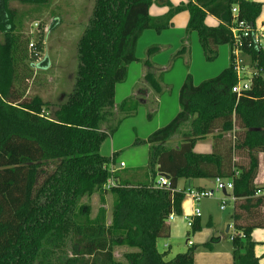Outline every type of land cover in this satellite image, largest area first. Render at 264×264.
I'll use <instances>...</instances> for the list:
<instances>
[{"label": "trees", "instance_id": "trees-1", "mask_svg": "<svg viewBox=\"0 0 264 264\" xmlns=\"http://www.w3.org/2000/svg\"><path fill=\"white\" fill-rule=\"evenodd\" d=\"M10 1L0 0V30L5 37L0 45V264H195L198 246L170 261L157 248L158 239L170 237V218L183 214L185 193L178 192L179 182L195 179L232 181L238 199L232 216L234 264H260L252 233L264 229V196H256L264 189L257 183L264 155V79L255 77L252 89L242 96L233 92L239 77L230 26L234 7L239 8L240 20L254 24L263 4L188 0L174 7L169 0H159L170 10L155 19L150 14L153 0H96L78 46L75 89L50 117L40 97L26 99V87L21 90L33 77L41 40L34 55H29V42L21 35V15L10 9ZM181 12H189L187 32H197L206 59L214 61L220 47L229 46L231 64L198 85L189 74L180 91L181 112L147 141L152 180L156 183L159 174L166 175L171 190L131 182L107 190L115 175L110 167L117 164L118 155H101L113 132L102 127L113 114L116 87L126 81L128 67L139 61L137 47L143 34L169 29ZM208 16L218 19L220 26L208 27ZM245 54L252 69H264V51ZM146 66V82L158 91L152 65L146 62ZM185 126L181 143L168 146ZM210 136H214L213 152L196 153L197 143ZM50 165L52 171L47 170ZM101 190L116 196L109 226L99 219L89 221L90 209L78 207L82 198ZM100 214L105 220L106 211ZM83 216L87 220L81 223L77 219ZM200 230L197 219L189 236ZM215 243L214 239L203 247L213 251ZM117 246L138 252L127 254V263H121L114 257Z\"/></svg>", "mask_w": 264, "mask_h": 264}, {"label": "rangeland", "instance_id": "rangeland-1", "mask_svg": "<svg viewBox=\"0 0 264 264\" xmlns=\"http://www.w3.org/2000/svg\"><path fill=\"white\" fill-rule=\"evenodd\" d=\"M24 1H10L9 7L21 15L20 30L23 39L29 42L28 54L34 55L40 40L41 51L38 60L33 63V77L28 83L22 84L21 90L24 92L26 87V99L40 97L48 105L46 115L52 117L59 106L68 101L75 89L79 67L78 46L92 18L96 0H36L33 3ZM260 2L264 8V1ZM4 43L5 37L0 30V45ZM230 53L228 46H222L214 61L207 60L197 32H187V29L169 28L161 33L149 30L143 34L137 47L139 61L128 67L126 81L117 85L113 114L102 127L105 132H113L103 143L100 153L107 158L117 154L118 167L121 162H125L127 168L121 172V178H128L129 182L135 185L149 183L150 145L147 141L154 132L170 124L181 112L180 91L187 76L191 74L196 85L217 77L230 66ZM146 62L159 63L161 70L166 71L162 80H158V91L146 84ZM155 70L157 68H154ZM159 75L157 73V77ZM186 130L188 127H183L182 132L175 136L168 146L176 147L182 141ZM212 142V137L199 141L197 150L209 154ZM260 159V175L264 179V155H261ZM47 170L52 171L53 166H48ZM260 181L262 182V179ZM217 193L215 197L205 199L198 205L202 217L201 230L188 237L196 243L195 246L200 247L198 263L201 260L212 262L213 251L204 248L203 242H213L217 227L225 237L218 252L222 257L228 253L233 254V246L226 233V222L231 215V208L227 212L220 210L221 202L217 199L220 192ZM115 203L114 194L101 190L95 191L91 197L82 198L78 207L90 209L89 221L96 222L99 219L109 226L113 219ZM102 210L106 211L105 220H101ZM212 217L219 225L215 229L209 224ZM77 220L84 223L87 219L83 216ZM169 239L170 237L160 238L157 241L158 251L168 255L166 261L187 252L190 248L187 238L181 241L183 243H170ZM166 245H172V248H167ZM67 250L71 255V246ZM134 252L138 250L117 246L114 249V257L118 262L127 263L125 256Z\"/></svg>", "mask_w": 264, "mask_h": 264}, {"label": "crops", "instance_id": "crops-1", "mask_svg": "<svg viewBox=\"0 0 264 264\" xmlns=\"http://www.w3.org/2000/svg\"><path fill=\"white\" fill-rule=\"evenodd\" d=\"M153 1H154V4L150 9L151 16L155 19H161V18L165 17L168 14L170 8L165 6V5L160 4L159 0H153ZM169 1L174 7H179L182 4L188 3V0H169ZM251 1H254V0H251ZM260 1H264V0H259L256 2H260ZM190 18H191V16H190L189 12H181L173 18L170 28H176L179 30L187 29L189 22H190ZM258 21L260 23L264 21V8H263V13H262L261 17L258 19ZM205 23L210 28H217L221 24V22L213 16H208ZM229 49H230V47H229ZM219 52H220V49H219ZM230 52H231V50H230ZM230 55H231V53H230ZM230 64H231V58H230ZM151 65H152L151 71L155 74L157 80L161 81L163 76H164V73L166 71L164 69L161 70V68H160L161 65L159 63H153ZM154 68H157V70H155L157 72L154 71ZM148 71H149V69L147 67L145 77H146ZM157 73L160 74L159 77H157ZM146 84H148V83L146 82ZM210 137H212L213 142L211 144V152L209 154H211L213 152V148H214V136H210ZM200 143H197V145L195 147V152L199 153V154H205L204 152H199L197 150L198 145ZM178 145L179 144H177L176 146H178ZM209 149H210V146H209ZM121 163H125V162H121ZM114 168L116 169V172L114 175V181H115V183H117V185H119L123 182H129L130 181L128 178L123 179L120 176L121 172L127 168V165L124 169H120V166L118 167L117 164H114ZM260 173H261V171H260ZM260 173H259V176L257 179V183L258 184L262 183V185H264V182H263L264 179H263V177H261ZM148 176H151L150 173ZM261 179H262V182L260 181ZM149 183L155 184V182L152 180V177H150ZM189 188L196 189V190H215L216 189V180H214V179H195V180H191V181L181 180L179 182L178 192L185 193V198H184L183 203H182L183 215L181 217L172 216L168 222V224L170 226V239H169L170 243H176V242L183 243L181 241H184V239L187 238L188 246L196 245L195 242H193L191 239L188 238L191 228L188 225L187 218L189 217L193 221V223H194V221L199 219L200 224H201L202 217L201 216L200 217L195 216V209L198 206L195 204V202L193 201L191 196L186 194V191ZM217 194L218 193L216 192L215 196ZM230 196H231V192H226V193L220 192L217 199L221 202V205H220L221 211L227 212L231 208V215L227 219V222H226L227 227L226 226L225 227H226V233H228V235H229V241L232 243V237L235 235L234 221L232 219V216H233V213L235 211L236 203H229L225 210L221 209L222 201L226 198H229ZM209 224H210V226L214 227L213 229H215L216 226H219L217 223L214 222L213 217L210 219ZM219 231L220 230H218V227L214 231V235H215L214 239H215L216 243L214 244V250H213L214 258H212L213 259L212 262L209 263V262H205L204 260H201L198 263L197 255L199 256V254H200L199 253L200 251H199L196 255V258H195V264H234L233 254L228 253L227 255L222 257V254H220L218 252V248L221 246L222 242L225 241L224 235L223 234L221 235V233ZM252 239L256 244L255 245V255L259 259L260 264H264V246H258L257 247V245H259V244H264V229L254 230L252 233ZM199 243H201V242H199ZM206 243H208V242H206V241L203 242V245ZM166 247L172 248V245H170V246L166 245ZM179 247H181V246H179Z\"/></svg>", "mask_w": 264, "mask_h": 264}, {"label": "built area", "instance_id": "built-area-1", "mask_svg": "<svg viewBox=\"0 0 264 264\" xmlns=\"http://www.w3.org/2000/svg\"><path fill=\"white\" fill-rule=\"evenodd\" d=\"M251 1V0H246ZM239 8H233V22L230 26V31L233 38L232 57L234 63V69L239 77V83L233 88V92L239 96L244 95L246 92L252 89L253 79L255 77H262L264 79V69L254 70L250 65V58L245 54L246 50L264 51V21L256 23H249L239 18ZM34 45H31L33 47ZM126 167L125 163H120V169ZM111 173L114 175L116 169L114 165L110 167ZM117 187V183L114 181V176L109 180L106 189ZM157 189L171 190L170 179L163 174H159L155 183ZM234 184L232 181H225L222 179H216L215 190H196L189 188L186 194L191 196L195 204L198 206L203 200L213 198L216 192H231V196L222 201L221 209L225 210L229 203H236L237 198L233 195ZM257 197L264 196V189H259ZM195 216H201L200 208L195 209ZM187 222L189 227H192L193 221L188 217ZM236 236V235H234ZM232 237V239L234 238ZM245 238L244 235H240Z\"/></svg>", "mask_w": 264, "mask_h": 264}, {"label": "water", "instance_id": "water-1", "mask_svg": "<svg viewBox=\"0 0 264 264\" xmlns=\"http://www.w3.org/2000/svg\"><path fill=\"white\" fill-rule=\"evenodd\" d=\"M224 193H226V192L224 191Z\"/></svg>", "mask_w": 264, "mask_h": 264}]
</instances>
